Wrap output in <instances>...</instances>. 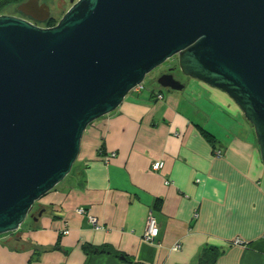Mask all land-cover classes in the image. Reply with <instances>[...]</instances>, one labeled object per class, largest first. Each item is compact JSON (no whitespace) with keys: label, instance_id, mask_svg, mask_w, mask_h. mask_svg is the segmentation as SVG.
Segmentation results:
<instances>
[{"label":"water","instance_id":"95a60500","mask_svg":"<svg viewBox=\"0 0 264 264\" xmlns=\"http://www.w3.org/2000/svg\"><path fill=\"white\" fill-rule=\"evenodd\" d=\"M17 12L0 16V237L71 174L87 128L174 57L238 106L264 164V0H78L51 28L40 0Z\"/></svg>","mask_w":264,"mask_h":264},{"label":"crops","instance_id":"0c3cea01","mask_svg":"<svg viewBox=\"0 0 264 264\" xmlns=\"http://www.w3.org/2000/svg\"><path fill=\"white\" fill-rule=\"evenodd\" d=\"M141 92L87 128L74 172L0 237V264H200L211 247L216 264H264V164L241 110L199 81L186 101Z\"/></svg>","mask_w":264,"mask_h":264},{"label":"rangeland","instance_id":"374dc122","mask_svg":"<svg viewBox=\"0 0 264 264\" xmlns=\"http://www.w3.org/2000/svg\"><path fill=\"white\" fill-rule=\"evenodd\" d=\"M78 0H40V4L47 5L50 8L51 16L57 17L60 21L62 17L68 12V10L71 8L73 4H75ZM179 65V61L177 57H174L170 60H168L164 65L160 66L156 70H154L151 74H149L143 84L142 90L139 91H133L129 95H132L133 93H137L142 91L141 93L145 95V97H150L152 91L158 88V85L156 84V80L167 70L174 69ZM180 79L186 81V88L181 91L177 92V94H180L183 96L184 100L186 101V98L190 95L197 97L194 92V87L196 86L197 80H193L191 78H186L185 76H181ZM186 79V80H185ZM164 95H168L171 91L169 90H163L158 89ZM188 100V99H187ZM201 100V99H199ZM198 100V101H199ZM189 102H192L191 100H188ZM197 101V102H198ZM245 120V117L243 113H240V119ZM246 121V120H245ZM248 122L246 121V124ZM83 149V148H82ZM82 159V155L79 157V160H77V163H79ZM39 202L36 203V205L33 208L32 214L36 213L39 209Z\"/></svg>","mask_w":264,"mask_h":264},{"label":"trees","instance_id":"16d2710c","mask_svg":"<svg viewBox=\"0 0 264 264\" xmlns=\"http://www.w3.org/2000/svg\"><path fill=\"white\" fill-rule=\"evenodd\" d=\"M27 1H29V0H0V16H2V15H11V16L16 15L17 14L16 8L18 6H20L21 4L27 2ZM58 20L59 19L57 17L52 16V18L48 22L43 24L42 26L47 27V28L55 27L59 23ZM158 89H160L159 86L157 89L152 91V96L157 98V99H158V96L160 94V93L158 94V92H157ZM203 134L211 142H213V143L216 142L215 138L212 135H210L209 133L203 131ZM217 150L221 151L220 149H216V151ZM74 168H75V165L73 167L71 174L74 172ZM8 235H12V234H7V235H3V236H8ZM3 236H1V237H3ZM104 250L109 252V253L113 252V250L110 249L109 247H105ZM114 254L117 255V253H115V252H114ZM221 254H222L221 250H219L218 248H215V247H211L208 250H205V253L202 255V257L200 259V264H216L218 258L221 256Z\"/></svg>","mask_w":264,"mask_h":264},{"label":"built area","instance_id":"2783aa9c","mask_svg":"<svg viewBox=\"0 0 264 264\" xmlns=\"http://www.w3.org/2000/svg\"><path fill=\"white\" fill-rule=\"evenodd\" d=\"M142 88H143V86H141L138 89H136V91L142 90ZM158 99L162 100L163 96L159 95ZM220 154H221V152H218V156H220ZM163 166H164V164L162 162H157V163H155L153 165V170L154 171H160L163 168ZM85 211H86L85 209L80 208V209L77 210V214L81 215V216L88 215V214H86ZM88 217H89V220H90L91 224L94 225V227L97 230H100L101 226L99 225L98 220L95 217L91 216V215H88ZM159 233H160V228H159L157 220L154 219V218H151L149 220V222H148V227H147L146 234L144 236V240L147 241V242H150V243H155L157 241V239L159 238ZM64 234L68 235L69 231H65ZM239 244L246 245V244H244L241 241H237L236 245H239ZM180 249H181V245L177 244L174 247L173 250L174 251H179Z\"/></svg>","mask_w":264,"mask_h":264},{"label":"flooded vegetation","instance_id":"af4514ba","mask_svg":"<svg viewBox=\"0 0 264 264\" xmlns=\"http://www.w3.org/2000/svg\"><path fill=\"white\" fill-rule=\"evenodd\" d=\"M18 8V7H17ZM17 8H16V12H17ZM12 16H15V17H19V18H26L27 19V17H25L24 15H22V14H20V13H18L17 12V14L16 15H12ZM164 74H172L177 80H179V81H181L182 83H184L185 85H186V82H187V80L186 81H184V80H182V79H180V77L181 76H184L183 74H182V72L180 71V68H179V65L176 67V68H174V69H169V70H167L166 72H164L162 75H164ZM186 77V76H185ZM186 78H188V77H186ZM32 215V213H30V215H29V217ZM28 217V218H29Z\"/></svg>","mask_w":264,"mask_h":264},{"label":"bare ground","instance_id":"6f19581e","mask_svg":"<svg viewBox=\"0 0 264 264\" xmlns=\"http://www.w3.org/2000/svg\"><path fill=\"white\" fill-rule=\"evenodd\" d=\"M86 212V214H88V212L87 211H85Z\"/></svg>","mask_w":264,"mask_h":264},{"label":"clouds","instance_id":"9594fccd","mask_svg":"<svg viewBox=\"0 0 264 264\" xmlns=\"http://www.w3.org/2000/svg\"><path fill=\"white\" fill-rule=\"evenodd\" d=\"M159 95L163 96L162 94H159ZM162 100H163V99H162Z\"/></svg>","mask_w":264,"mask_h":264}]
</instances>
